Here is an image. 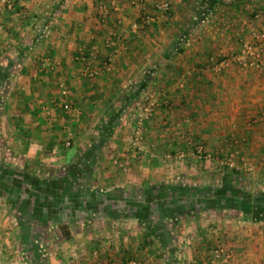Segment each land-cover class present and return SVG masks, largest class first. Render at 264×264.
I'll return each instance as SVG.
<instances>
[{
  "label": "crops",
  "instance_id": "1",
  "mask_svg": "<svg viewBox=\"0 0 264 264\" xmlns=\"http://www.w3.org/2000/svg\"><path fill=\"white\" fill-rule=\"evenodd\" d=\"M158 1L4 11L0 264H211L218 247L264 264V70L211 62L264 30V0H172L134 31ZM62 83L77 118L59 105ZM151 102L149 152L124 171L115 161ZM180 149L184 161H163ZM229 152L252 168L223 167Z\"/></svg>",
  "mask_w": 264,
  "mask_h": 264
},
{
  "label": "built area",
  "instance_id": "2",
  "mask_svg": "<svg viewBox=\"0 0 264 264\" xmlns=\"http://www.w3.org/2000/svg\"><path fill=\"white\" fill-rule=\"evenodd\" d=\"M15 0H0V18L5 10L14 9ZM104 7H106L104 5ZM172 9V0H159L155 4V13L144 14L141 17V22H135L133 24L134 31H138L142 24L154 23L158 20L159 14L169 12ZM1 28V23H0ZM48 65L51 64L48 60ZM231 64H236L245 69H257L264 70V30H256L252 33L251 39L243 42L241 48L236 53L229 56H224L219 60L218 65L222 67H228ZM85 74L88 77H96L99 74L98 70H92L86 67ZM61 94L63 99L60 102V106L64 109L66 113H71L74 117H79L81 112L67 99L69 95L68 87L64 83L61 84ZM156 103L151 102L142 108V111L138 114L135 125L134 132L132 135L131 143L126 150V156L120 159H116L115 163L120 166L124 171L129 169L131 162L135 158L143 157L149 152L148 145L146 143L145 135V124L144 122L151 119L156 111ZM189 144L194 147L192 154L199 160L211 159L212 155L206 154L204 146L201 144H195L192 141ZM71 145V138L67 141V146ZM173 158H177L179 161H184L187 158V152L184 150H178L175 155L171 152L167 153L163 161L166 163L172 161ZM222 165H225L231 169L243 170L252 168V164L237 152H232L227 155L225 160H221ZM235 258V253L233 251L225 250L222 247H218L213 252V259L211 264H235L233 262ZM132 264H139L137 261Z\"/></svg>",
  "mask_w": 264,
  "mask_h": 264
},
{
  "label": "rangeland",
  "instance_id": "3",
  "mask_svg": "<svg viewBox=\"0 0 264 264\" xmlns=\"http://www.w3.org/2000/svg\"><path fill=\"white\" fill-rule=\"evenodd\" d=\"M247 40H250V39H247ZM244 41H246V40H244ZM244 41H243V42H244ZM243 42L241 43L239 49L241 48ZM239 49H238L237 51H239ZM237 51H236V52H237ZM236 52H235V53H236ZM221 59H222V58H218V59H217V58L214 56V58L211 60V62L215 63V64H216V67H222V66H219V65H218V62H219V60H221ZM233 65H236V64H233ZM237 66H238V65H237ZM228 67H229V66H228ZM238 67H240V66H238ZM240 68H242V67H240ZM255 70H257V69H255ZM229 153H232V152H229ZM229 153H228V154H229ZM228 154L224 155L223 157H219V156H218V157H217V158H218V161L221 163V160H222V159L225 160V158L227 157ZM221 164H222V163H221ZM222 166L225 167V165H222Z\"/></svg>",
  "mask_w": 264,
  "mask_h": 264
}]
</instances>
